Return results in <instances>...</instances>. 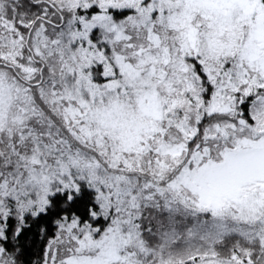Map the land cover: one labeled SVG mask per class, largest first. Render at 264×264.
Here are the masks:
<instances>
[{"label": "snow or ice", "instance_id": "1", "mask_svg": "<svg viewBox=\"0 0 264 264\" xmlns=\"http://www.w3.org/2000/svg\"><path fill=\"white\" fill-rule=\"evenodd\" d=\"M0 264H264V0H0Z\"/></svg>", "mask_w": 264, "mask_h": 264}]
</instances>
